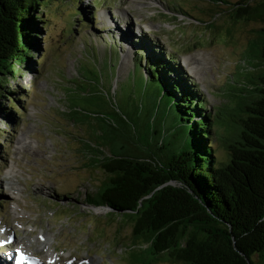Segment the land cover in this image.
Here are the masks:
<instances>
[{
	"label": "trees",
	"instance_id": "obj_1",
	"mask_svg": "<svg viewBox=\"0 0 264 264\" xmlns=\"http://www.w3.org/2000/svg\"><path fill=\"white\" fill-rule=\"evenodd\" d=\"M83 1L0 0L1 122H13L15 112L19 117L24 113L27 85L19 89L11 77L26 74L29 68L25 63L34 68L41 48L39 34L49 22L51 5L70 6L73 27L75 23L80 27L86 26L85 10L93 5ZM176 1L169 0L171 15L201 19L208 26L224 15L232 24L255 22L244 55L253 69L231 71L224 86L234 90L237 98L222 101L212 111L180 66L172 63V57L142 50L135 54L131 68L140 67L145 87L133 86V104L126 112L119 106L123 115L115 111L114 124L99 118L112 125L100 134L114 148L111 154L99 156L100 152L94 154L86 143L88 164L106 177L85 194L84 201L91 207H106L108 213L132 223V242L142 261L264 264V0H195L197 8L193 9ZM189 11L208 19L194 17ZM90 48L98 54L92 46L86 54ZM127 55L128 50L124 57ZM86 59L90 60L87 70L92 71L93 58L85 55ZM103 59L105 55L95 67L96 79L104 82L105 88V76L109 84L118 58H112L114 73L103 67ZM82 87L79 89L87 92ZM145 92H149L147 105ZM75 111L69 113L74 122L80 118ZM219 120L232 125L223 158L215 151ZM0 128V138L9 134ZM174 130L181 131L176 138ZM169 178L186 183L207 208L193 193L188 198L162 186ZM53 193L61 202L76 199L72 193Z\"/></svg>",
	"mask_w": 264,
	"mask_h": 264
},
{
	"label": "rangeland",
	"instance_id": "obj_2",
	"mask_svg": "<svg viewBox=\"0 0 264 264\" xmlns=\"http://www.w3.org/2000/svg\"><path fill=\"white\" fill-rule=\"evenodd\" d=\"M181 1L188 8H197L195 0ZM83 2L93 5L85 10L86 26L80 27L77 23L73 27L75 17L70 6L51 5L49 22L44 23L39 34L41 48L36 53L34 68L25 63L27 73L11 77L17 88L27 86L22 116L15 112L13 122L0 120V127L10 131L0 138V226L17 240L29 238L30 245L48 254L46 247L40 245L44 239L40 234L47 233L60 260L67 264H180L165 259L142 261L132 242V223L108 213L106 207H91L84 201L85 194L94 191L106 177L102 170L88 164L85 145L90 143L88 148L94 154L104 147L109 151L114 148L100 134L112 126L100 120L102 116L105 121L112 118L114 124L115 111L108 88L115 95L116 104L126 112L133 104V86L145 87L140 67L131 68L133 57L141 50L152 55L164 52L166 57H172V63L180 66L212 111L222 101L233 102L237 94L224 83L232 70L253 69L244 55L252 28L257 24L251 21L232 24V19L224 15L208 26L201 19L171 15L169 0ZM189 12L204 18L195 11ZM91 46L99 55L91 48L86 54ZM127 50L128 57H124ZM85 55L93 58L92 71L87 70L86 63L90 60L84 61ZM104 55L103 67L107 66L112 73L115 72L112 58H118L111 82L108 84L107 75L105 88L104 82H100L107 93L94 87L93 92L83 95L80 89L87 82L84 75L98 78L95 64ZM71 88L77 91L72 93ZM147 94L149 98V92L144 93L146 105ZM74 108L78 109L74 112L76 116L92 123L86 119L79 121L80 118L74 122L69 115ZM216 126L219 135L215 151L217 157L223 158L232 125L219 120ZM175 134L176 138L181 131L176 130ZM54 191L72 193L77 201L61 202ZM3 235L8 238L6 231ZM10 240L0 239V244ZM3 258L1 255L0 264Z\"/></svg>",
	"mask_w": 264,
	"mask_h": 264
},
{
	"label": "water",
	"instance_id": "obj_3",
	"mask_svg": "<svg viewBox=\"0 0 264 264\" xmlns=\"http://www.w3.org/2000/svg\"><path fill=\"white\" fill-rule=\"evenodd\" d=\"M84 80H86L87 82H86V84L85 83L82 84V86H85L87 88V92H85V93L83 92L82 93L83 95H85L86 93L93 92L92 89L94 87H95V90H100L103 94H106L107 93V91H103L104 89L101 87V84L97 81V79H94V78H91V77H88V76H85L84 75ZM70 90H71L72 93H74L75 91H77L76 89H73V88H71ZM115 91L116 90H114L113 93H116ZM109 101H110V104H111L113 110L116 111V112H118V113H120L121 115H123V111L121 110L122 108L120 109V107L116 104L115 98H113L110 94H109ZM74 109H76L78 111L77 108H74ZM85 119L88 120L87 118H84L83 117V121H85ZM107 119H108L109 122L112 123V118L107 117ZM89 123L91 124L92 121H89ZM106 148L104 147V149H101L102 151L100 152L99 156L111 154L108 149L106 150ZM162 186H166V187H168V188H170L172 190L174 188L177 191H181L180 193H182L183 195L187 196L188 198L191 195V193H193L192 189L189 188L186 183L181 182L180 180H177V179H173V178H169V179L165 180L164 183L162 184ZM196 199L198 200V202L201 205H203V206H205L207 208V205L205 204V202L201 198H199V197L196 196Z\"/></svg>",
	"mask_w": 264,
	"mask_h": 264
},
{
	"label": "bare ground",
	"instance_id": "obj_4",
	"mask_svg": "<svg viewBox=\"0 0 264 264\" xmlns=\"http://www.w3.org/2000/svg\"><path fill=\"white\" fill-rule=\"evenodd\" d=\"M186 59V58H185ZM185 62V61H184ZM186 64V63H185ZM188 65V64H187ZM192 71V70H191ZM32 226V225H31ZM5 233V232H4ZM3 233V234H4ZM7 233V232H6ZM42 233H43V231H42ZM9 234V236H11L10 235V233H8ZM6 235V234H5ZM47 233L46 234H40V236H44V239H43V242H41L40 243V245L42 244V245H44L43 247L45 248L46 247V249L45 250H48L49 251V253L53 256V257H57V255H56V251H57V249L56 248H54L53 246H51V243H52V241H51V239H50V236L49 235H47ZM39 236V237H40ZM21 241H20V243H22V242H24L23 240H22V238L20 239ZM27 241H28V243L30 244L31 243V241L32 240H30L29 238L27 239ZM39 241H41V240H39ZM24 243H26V242H24ZM28 243H26V244H28ZM28 244V245H29ZM4 260H2L3 262H2V264H8V260L6 259V257H4L3 258Z\"/></svg>",
	"mask_w": 264,
	"mask_h": 264
},
{
	"label": "snow or ice",
	"instance_id": "obj_5",
	"mask_svg": "<svg viewBox=\"0 0 264 264\" xmlns=\"http://www.w3.org/2000/svg\"><path fill=\"white\" fill-rule=\"evenodd\" d=\"M23 256V254H21Z\"/></svg>",
	"mask_w": 264,
	"mask_h": 264
}]
</instances>
